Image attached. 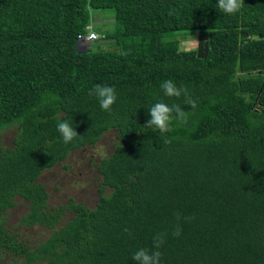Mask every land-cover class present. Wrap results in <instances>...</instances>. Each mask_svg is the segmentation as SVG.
Instances as JSON below:
<instances>
[{"label":"trees","instance_id":"16d2710c","mask_svg":"<svg viewBox=\"0 0 264 264\" xmlns=\"http://www.w3.org/2000/svg\"><path fill=\"white\" fill-rule=\"evenodd\" d=\"M103 12L116 28L99 35L90 25ZM91 32L85 46L79 37ZM177 32L207 35L206 58L181 49ZM169 79L196 108L164 95ZM96 84L116 90L111 112ZM158 101L189 114L170 142L145 127ZM61 120L79 135L71 143ZM13 127V146L0 147L1 259L135 264L137 249L155 250L167 233L161 264H264V0L236 15L217 0H0V134ZM109 132L95 207H49L42 173ZM17 199L27 204L19 225L46 228V241L7 227Z\"/></svg>","mask_w":264,"mask_h":264},{"label":"rangeland","instance_id":"374dc122","mask_svg":"<svg viewBox=\"0 0 264 264\" xmlns=\"http://www.w3.org/2000/svg\"><path fill=\"white\" fill-rule=\"evenodd\" d=\"M90 26L99 35L105 34L106 31L113 32L116 28L111 12L100 13L97 15V21H91ZM199 36L189 32L175 33V39L180 42L181 49L187 51L197 49ZM94 50H96V47ZM16 133L14 127L3 131L0 134V147L11 148ZM114 141L115 134L113 132L106 133L97 145L72 152L66 161L42 173L39 182L45 186L49 194V207L58 208L69 204L70 200H74L89 209L95 207L98 199V186L101 180L96 173V164L112 152ZM106 193L108 194V191ZM16 203L17 206L6 213L7 227H12L15 232H19L22 239L31 245L46 241L50 235L46 228L42 226L24 228L19 225L21 218L27 212V204L21 199H17ZM71 218V214L67 213L64 221ZM0 264H23V261L18 259L13 263L8 258H0Z\"/></svg>","mask_w":264,"mask_h":264},{"label":"clouds","instance_id":"9594fccd","mask_svg":"<svg viewBox=\"0 0 264 264\" xmlns=\"http://www.w3.org/2000/svg\"><path fill=\"white\" fill-rule=\"evenodd\" d=\"M244 3L245 0H217V8L227 15H236L243 10ZM160 87L166 97H184L186 104L190 105L193 109L197 107L196 102L191 99L185 86L177 85L173 80L169 79L163 81ZM91 93L96 96L100 108L106 112H111L113 105L117 103L116 90L111 86L96 84ZM148 112L150 119H148L145 127L157 129L161 134L166 136V142H170L171 140V137L167 136L166 133L173 131L172 125L174 121L186 123L189 115L180 105H169L164 101L154 103L148 108ZM57 132L65 143H71L79 136L76 129L72 127L68 120H61L57 124ZM177 218L179 219V216ZM181 232L182 228L177 224L173 235L179 236ZM166 236L167 233H163L154 237L153 249L155 250L148 248L137 249L132 255V260L135 264H161L162 253L159 249L165 243Z\"/></svg>","mask_w":264,"mask_h":264},{"label":"water","instance_id":"95a60500","mask_svg":"<svg viewBox=\"0 0 264 264\" xmlns=\"http://www.w3.org/2000/svg\"><path fill=\"white\" fill-rule=\"evenodd\" d=\"M208 49V36L205 34L200 35L198 39L197 58L205 59Z\"/></svg>","mask_w":264,"mask_h":264},{"label":"built area","instance_id":"2783aa9c","mask_svg":"<svg viewBox=\"0 0 264 264\" xmlns=\"http://www.w3.org/2000/svg\"><path fill=\"white\" fill-rule=\"evenodd\" d=\"M96 38H97L96 34L91 32L87 36H80L79 41L83 43L84 45H87V44H90V42L95 40Z\"/></svg>","mask_w":264,"mask_h":264}]
</instances>
